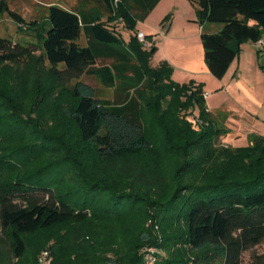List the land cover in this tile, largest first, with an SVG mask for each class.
<instances>
[{"label": "trees", "instance_id": "16d2710c", "mask_svg": "<svg viewBox=\"0 0 264 264\" xmlns=\"http://www.w3.org/2000/svg\"><path fill=\"white\" fill-rule=\"evenodd\" d=\"M13 1L0 0V15L22 27ZM94 1L102 13L49 8L42 56L36 44L0 37V264H27L38 234L85 225L98 232L108 222L124 226L94 261L43 250L52 264H145L150 246L164 250L156 264H264V253L244 262L264 243V137L218 145L225 131L208 111L204 84L175 82L168 62L150 66L158 48L145 50L135 27L161 0ZM189 1L208 69L223 79L242 46L264 34V0ZM119 21L134 33L127 44L107 24ZM84 76L99 77L114 100ZM196 109L202 126L189 120ZM122 161L141 163L151 184L100 171ZM175 222L184 230L175 232Z\"/></svg>", "mask_w": 264, "mask_h": 264}, {"label": "rangeland", "instance_id": "374dc122", "mask_svg": "<svg viewBox=\"0 0 264 264\" xmlns=\"http://www.w3.org/2000/svg\"><path fill=\"white\" fill-rule=\"evenodd\" d=\"M82 0H19L13 1L10 3V8L20 14L26 24L22 27L19 26L17 22H15L8 13H4L0 15V37L11 39L16 42H21L23 44H36L39 46V50L36 53V56H42L41 52V42L40 33L43 32V29L47 27V22L49 18V8L52 5H58L63 8L77 11L81 7H85L89 10H97L102 13L98 3L94 0L87 1L88 3L83 5ZM194 10V19H197V14L195 8L192 6L189 0H162L156 8V11L150 15L146 21H142L137 23L135 30L137 32H144L148 35L156 34L160 32L167 31V26L164 27V24H169V21L172 22L173 26V34H172V43L170 41L162 42L160 45V51L152 58L149 62L152 68H157L155 63L167 61L165 55H174L176 52L180 51L183 46L187 44L201 43V25L199 22H189L188 17H190V13ZM167 21L164 23V21ZM191 19V18H189ZM105 21H108L107 18H104ZM31 24H36L34 27ZM108 26L113 29L117 34L123 38L126 44L130 41L131 36L134 33L127 30L125 24L122 21L118 23H110L107 22ZM188 24L189 30L183 33V29L185 25ZM33 26V29H30ZM216 25H209V27H213ZM184 27V28H183ZM188 33V34H186ZM81 45H85L87 40L84 35H82L79 40ZM145 49V48H144ZM146 50V49H145ZM242 50L240 52V55ZM239 55V56H240ZM154 59V62H153ZM260 62L258 66L254 64H250L247 66L248 74L250 75V85L251 92L259 97V85L258 82L264 81V55L260 56ZM110 61L108 60H99L98 66L106 65ZM46 64H44V67ZM236 69L234 67L233 71ZM230 75H227V78H230ZM210 80H207L204 84L205 92L207 93L206 105L207 107L213 110L214 114L220 113L222 116H225L226 129L222 127V125L218 122L217 119L213 118L215 125L217 128L224 130V134H222L219 139H217L218 145L231 146L234 148L238 147H246L250 144V135L248 136V143L244 141H235L234 135L241 134L247 135L250 134L254 129H260L264 131V109L263 111H257L256 114L250 115L246 113L243 109L240 108L242 106H246L249 104L241 95L236 94L235 91H228V93H223L225 91L223 89V81L222 79H217L210 75ZM178 79V78H177ZM175 80V79H173ZM229 80V79H228ZM81 81L84 83L91 85L96 89L98 96L104 100H114L115 90L110 89L103 85L101 79L99 77L93 76H84ZM226 84L228 83L225 82ZM58 100H64L66 97L63 94L56 93ZM219 105L222 107L219 108ZM216 107V108H214ZM253 109V108H252ZM256 111L255 109H253ZM35 118L37 115H33ZM223 116V117H224ZM189 120L194 123H197L199 126H202V122L200 121V111L196 109L194 113L190 116ZM252 135V134H251ZM257 135V134H256ZM101 172L104 173H126V174H136L138 176L139 182L141 184H151L149 182L152 180L151 175L148 172H144L143 165L141 163H134L130 161H122L117 163H110L105 168L102 167ZM103 230L98 232L93 231L90 225L80 226V228L76 227H64L61 229H57L50 232H45L36 235L31 239V252H30V260L27 264H40L39 259L42 254L43 247H53L56 253H61L65 258L71 257L75 259L77 253L82 252L85 254L86 258L94 261L96 257H98L102 252H104V248H109L112 244L118 242V237L120 232L122 231V227L124 225L116 222H108L105 224ZM175 232H181L184 230L183 222L180 224H175L172 227ZM160 228L158 224H155V231L157 236L162 237L159 232ZM162 243V242H161ZM114 248V247H113ZM61 251V252H60ZM146 253L143 257L146 258L145 264H156L157 254L164 253V250L161 247L150 246L149 248L144 250ZM255 253H264V243L260 246L256 247L253 250H250L244 254V262L247 263L251 259V257ZM113 253L109 254V258H112ZM29 259V257L27 258ZM54 261V257L52 256V262Z\"/></svg>", "mask_w": 264, "mask_h": 264}, {"label": "crops", "instance_id": "0c3cea01", "mask_svg": "<svg viewBox=\"0 0 264 264\" xmlns=\"http://www.w3.org/2000/svg\"><path fill=\"white\" fill-rule=\"evenodd\" d=\"M157 6L150 13V15H152L156 11ZM194 15H195L194 10H192V12L190 13V17H188L189 22H197V19H194L195 17ZM165 25L168 28L167 31H165V33L158 32L156 34L148 35L143 32L147 36H153V42L158 48L157 53L160 51V46H161L160 44L162 42L166 44L165 43L166 41H170V43H172L173 41L172 38H170L172 37V34L174 32L172 28L173 24L171 21H169V24L167 23ZM186 26L188 27V24L185 25V28L183 27L184 28L183 33L189 30V28H186ZM219 29H220L219 26H213L209 28H208V25L205 26V30H208L209 32H217ZM202 31H203V28L201 27V35H202ZM201 43H202V40H201ZM261 55H264V50H261V51L258 50L255 43L249 42V43L244 44L242 46L241 55L233 62L228 73L226 74L227 76V75H230L231 73L230 78H227L225 80L226 78L225 76L222 79V81L224 82L223 83L224 85L222 88L225 89V91H222V92L228 93V91L233 90L236 92V94L241 95V98L243 97L249 104L247 105V107L242 106L240 109L241 110L243 109L244 111H246V113L250 115L256 114L257 111L261 112L264 109V81L258 82L257 85H259V97H256L251 92L252 90L251 89L252 87L250 85L251 79H250V75L248 74V70H247V66L249 65L250 62H251L250 64L255 63V65L258 66V63L261 60L260 59ZM165 56L167 58L166 59L167 61H163V62H168L171 65V67L173 68L172 79H175L174 81L177 83L186 84L193 80L197 84H200V83L205 84L207 80L211 79L210 75L214 77L210 73L208 66L205 62V51H204L202 44L194 45V43H191V44L189 43L183 46L182 49L180 48V51L176 52L174 55H165ZM153 62H154V59H153ZM161 63L162 62L155 63V64L156 66H159ZM234 67H236V69L234 70V72H232ZM227 81L228 83L226 84L225 82ZM204 92H205V89H204ZM205 95L207 96L206 92H205ZM220 107H222V105H219V108ZM252 108L255 109L256 111H254ZM213 110H216V109L210 110L208 108V111L213 115V118L217 119L218 122L222 125V127L226 129V123H225L226 115L225 116L223 115L224 116L223 117L222 114L220 113L214 114ZM251 134H257L259 136L264 137V131L260 129H254L250 134H247V135H241L238 133L234 135L233 137L235 141L245 140V142L248 143V136Z\"/></svg>", "mask_w": 264, "mask_h": 264}, {"label": "built area", "instance_id": "2783aa9c", "mask_svg": "<svg viewBox=\"0 0 264 264\" xmlns=\"http://www.w3.org/2000/svg\"><path fill=\"white\" fill-rule=\"evenodd\" d=\"M137 38L145 49H150L154 45L153 39L152 40L148 39L147 35L144 34L143 32H138ZM255 45H256L258 50H260V51L264 50V34L262 35V37L260 39H258L255 42ZM51 262H52L51 251L48 249L44 250L40 256L39 263L40 264H51Z\"/></svg>", "mask_w": 264, "mask_h": 264}]
</instances>
